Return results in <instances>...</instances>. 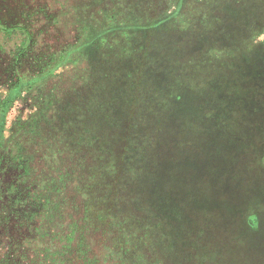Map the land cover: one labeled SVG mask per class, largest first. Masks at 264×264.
I'll list each match as a JSON object with an SVG mask.
<instances>
[{
    "label": "trees",
    "instance_id": "trees-1",
    "mask_svg": "<svg viewBox=\"0 0 264 264\" xmlns=\"http://www.w3.org/2000/svg\"><path fill=\"white\" fill-rule=\"evenodd\" d=\"M84 7L95 19L96 39L112 34L116 41L100 51L85 111L63 112L60 135L52 130L49 137L40 135L38 116L16 119L6 139L2 125L23 88L20 79L0 94V226L5 233L27 230L0 249V264H70L87 254L77 240L82 227L65 221L69 204L62 197L72 177L84 198V227L102 220L117 227L133 213L124 209L128 180L145 186L144 207L157 218L159 190L202 200L209 180L211 187L224 182L227 192L237 172L214 174L206 164L213 149L224 162H244L254 150L264 159V41L256 42L264 34V0H84ZM18 33L26 31L0 26L2 37ZM237 183L247 190L245 176ZM249 190L264 195L255 182ZM138 224L143 250L113 243L122 261L173 264L159 254L152 223ZM184 250L179 264L217 260L210 248ZM226 254L220 264L230 263Z\"/></svg>",
    "mask_w": 264,
    "mask_h": 264
},
{
    "label": "rangeland",
    "instance_id": "rangeland-1",
    "mask_svg": "<svg viewBox=\"0 0 264 264\" xmlns=\"http://www.w3.org/2000/svg\"><path fill=\"white\" fill-rule=\"evenodd\" d=\"M85 8L84 0H0V26L8 28L18 25L26 31V34L18 33L12 37L0 35V94L5 96L18 78L23 85L6 113L5 125H2L4 138L11 135L16 119L27 121L33 116H38L36 123L40 124L41 136L49 137L52 130L60 135V117L63 112L85 111L84 107L91 97L100 51L107 41L109 45L116 43L112 34L96 39L99 33L93 26L95 19L89 17ZM262 41L264 34L256 42ZM121 50L115 49L112 55L120 56ZM70 107L75 110L67 111ZM115 123L116 120L111 122ZM48 142L60 150L58 144L52 140ZM210 146H213V142ZM217 149L210 151L206 157L207 167L213 169L214 174L226 168L237 172V177L229 185L231 189L228 187L227 192H224V182L219 181L213 184L215 187H211L212 182L206 180L202 200L190 191L192 195L184 198L182 192L176 195L159 190L162 194L159 197L160 208L158 217L153 218L144 207L145 186L130 184L126 178L128 182L125 180L124 183L130 189L128 196L125 195L124 209L133 213L125 216L123 226L115 227L113 223L116 222L113 220H102L94 222L90 228L84 227V198L73 189L76 182L72 177L67 195L62 197L69 204L65 221H77L82 227L83 241L80 236H77V240L85 246L83 250L87 254L76 255V259L69 263L127 264L122 261L118 247L115 248L113 243L119 239L127 243L124 248L143 250L142 242L137 240L142 235L143 227L138 223L151 222L149 231L155 236L159 254L166 257L167 261L173 260V264H179L187 246L195 247L200 253L209 252V248L214 251L217 260L211 259L203 264H220L224 250L228 257L225 259L230 262L228 264H264V195L258 196L257 192L249 190L254 182L263 190L264 159H258L257 151L254 150L244 162H224L222 158H217ZM43 150L48 151L46 147ZM177 173L180 174L179 170ZM189 174L194 176V170ZM181 175L186 176L185 172H181ZM243 176L247 178V190H241L243 183L234 185L235 181H243ZM178 184L185 191L182 180ZM169 198L174 201L173 205L171 202L166 204ZM203 200L207 203L212 200V204L209 206ZM4 225L1 223L0 226V249L8 242L15 243L27 236L26 227L5 233ZM193 260L195 264L204 262L201 258Z\"/></svg>",
    "mask_w": 264,
    "mask_h": 264
}]
</instances>
